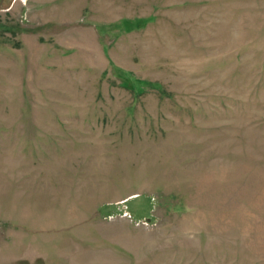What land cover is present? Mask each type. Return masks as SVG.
I'll list each match as a JSON object with an SVG mask.
<instances>
[{
  "label": "rangeland",
  "instance_id": "1",
  "mask_svg": "<svg viewBox=\"0 0 264 264\" xmlns=\"http://www.w3.org/2000/svg\"><path fill=\"white\" fill-rule=\"evenodd\" d=\"M0 264H264V0H0Z\"/></svg>",
  "mask_w": 264,
  "mask_h": 264
}]
</instances>
